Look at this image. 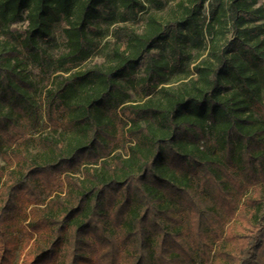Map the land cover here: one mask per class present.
Returning a JSON list of instances; mask_svg holds the SVG:
<instances>
[{
    "label": "trees",
    "instance_id": "16d2710c",
    "mask_svg": "<svg viewBox=\"0 0 264 264\" xmlns=\"http://www.w3.org/2000/svg\"><path fill=\"white\" fill-rule=\"evenodd\" d=\"M259 1L0 0V264H264Z\"/></svg>",
    "mask_w": 264,
    "mask_h": 264
},
{
    "label": "rangeland",
    "instance_id": "374dc122",
    "mask_svg": "<svg viewBox=\"0 0 264 264\" xmlns=\"http://www.w3.org/2000/svg\"><path fill=\"white\" fill-rule=\"evenodd\" d=\"M260 3L262 2V0L259 1ZM206 12L208 13L207 10V4L205 5V9ZM124 25H128V26H133L137 29H141L142 28V24L143 21L142 19L139 17L137 19H131V20H126L123 22ZM66 32L64 31V29L62 28V25H58V27H56L55 30V36H56V43L58 45V50H66L67 47V36H66ZM102 60V56H100L99 54H94L92 56V58L88 61V63H94V62H100ZM31 76L34 78L36 85L39 87L42 85V83L44 82L42 79V75L41 73H39L38 68L33 65L30 64L29 66ZM36 97L38 100L41 99V95L39 92L36 93ZM42 116V115H41ZM44 116H42V121H44ZM84 169H91V171L97 175H101L100 173V169L98 166L96 165H87V164H83L79 167V169L76 171V174L82 175L81 171H83ZM53 180H54V187L56 186V189H58L60 183L62 181H64V174H58L55 173V176H53ZM59 190V189H58ZM56 192H54L55 194ZM22 198V196H21ZM19 203L21 204L23 203L22 201L20 202V200H18ZM21 210L19 209H14V211H12V213L10 215H8L7 219L8 222L11 224L12 228L9 230L10 233H8V238L10 240V248L13 252V260H12V264H20L22 257L25 254H28L29 252H33L34 248L32 247V244L29 241V237L30 234L28 233L29 231V226L27 221H22V213L20 212ZM36 240L38 241L39 245H41L44 241L43 238L40 236H36ZM95 259V257H94ZM41 264H50L47 262L41 263ZM106 264V263H105Z\"/></svg>",
    "mask_w": 264,
    "mask_h": 264
}]
</instances>
